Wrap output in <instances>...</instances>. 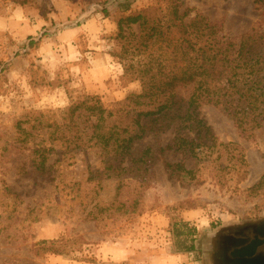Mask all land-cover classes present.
<instances>
[{"label":"rangeland","instance_id":"1","mask_svg":"<svg viewBox=\"0 0 264 264\" xmlns=\"http://www.w3.org/2000/svg\"><path fill=\"white\" fill-rule=\"evenodd\" d=\"M171 6L188 11L186 21L221 23L237 43L264 34V0H0V264H210L223 226L264 218V126L242 131L221 107L204 105L217 145L185 158L195 178L183 182L165 169L182 153L159 152L173 130L140 136L126 98L143 86L124 76L118 23L152 8L164 25ZM91 97L105 108L99 135L120 139L129 155L108 161L99 147L69 143L78 137L65 131L67 111ZM148 148L150 164L130 170ZM177 220L196 228L197 251L175 254ZM61 237L77 239L64 254L37 246ZM177 255L188 258L173 262Z\"/></svg>","mask_w":264,"mask_h":264},{"label":"trees","instance_id":"2","mask_svg":"<svg viewBox=\"0 0 264 264\" xmlns=\"http://www.w3.org/2000/svg\"><path fill=\"white\" fill-rule=\"evenodd\" d=\"M151 10L121 17L118 23L121 42L118 58L124 64V76L130 81H140L143 86L142 92L131 93L126 98V104L136 110L140 136L173 130L172 142L159 152L161 155L171 150L182 153L180 161H166L165 169L171 178L183 182L195 178V170L186 168L185 158L198 159V149L217 145L212 128L201 116L204 105L221 107L242 131L264 126V34H247L237 43L224 33L221 23L203 15L186 21L188 11L180 13L178 6H171L166 23L161 25L152 17ZM136 24L138 33L132 27ZM30 43L34 45L38 41ZM91 99L69 107L64 119L65 131L78 137V142L69 143L82 150L99 147L108 161L129 155L120 139L99 135L105 108L98 97ZM66 145L67 150L75 147ZM47 147L39 143L35 151L40 155L42 171L49 170ZM149 155L148 148L137 159L132 157L129 169L134 171L136 166L140 169L141 164L149 165ZM170 232L175 254L197 251L196 228L177 220L171 222ZM76 242L73 237H61L41 240L37 246L60 255Z\"/></svg>","mask_w":264,"mask_h":264},{"label":"flooded vegetation","instance_id":"3","mask_svg":"<svg viewBox=\"0 0 264 264\" xmlns=\"http://www.w3.org/2000/svg\"><path fill=\"white\" fill-rule=\"evenodd\" d=\"M208 255L210 264H264V218L223 226Z\"/></svg>","mask_w":264,"mask_h":264},{"label":"crops","instance_id":"4","mask_svg":"<svg viewBox=\"0 0 264 264\" xmlns=\"http://www.w3.org/2000/svg\"><path fill=\"white\" fill-rule=\"evenodd\" d=\"M187 258H188L187 255H177V256L174 257L173 262L183 261V260H186Z\"/></svg>","mask_w":264,"mask_h":264}]
</instances>
